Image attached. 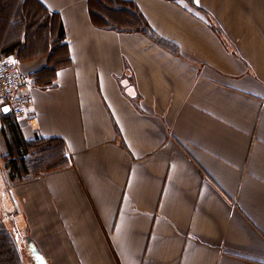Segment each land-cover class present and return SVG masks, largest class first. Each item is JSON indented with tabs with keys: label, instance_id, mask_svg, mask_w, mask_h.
Listing matches in <instances>:
<instances>
[{
	"label": "crops",
	"instance_id": "crops-1",
	"mask_svg": "<svg viewBox=\"0 0 264 264\" xmlns=\"http://www.w3.org/2000/svg\"><path fill=\"white\" fill-rule=\"evenodd\" d=\"M33 1L49 29L0 47L32 99L0 110V220L27 264H264V0H123L163 44L95 26L90 0ZM12 129L71 166L12 180Z\"/></svg>",
	"mask_w": 264,
	"mask_h": 264
},
{
	"label": "trees",
	"instance_id": "trees-1",
	"mask_svg": "<svg viewBox=\"0 0 264 264\" xmlns=\"http://www.w3.org/2000/svg\"><path fill=\"white\" fill-rule=\"evenodd\" d=\"M12 2L13 0H0V21L2 22L0 24L5 25L9 14L12 15L14 20L16 19L15 24H11L10 29L3 37L2 32L5 31V28L0 26V47L1 52L5 54L12 52L19 45V39L14 32L15 27L22 28L24 23L27 26V22H29L31 28L35 27L30 34H25L27 40L35 38L39 32L41 33V30L49 29L46 12L33 0H29V2L27 0V4L18 7L12 6ZM102 3L113 6L112 10L109 9L108 13L104 11ZM10 11L13 13H10ZM89 14L93 24L99 28L119 32L141 31L154 42L163 44V40L153 33L141 13L131 2L123 0H90ZM62 37L63 29L60 25L55 43L61 41ZM56 46L55 50H59L60 52L58 56L56 54L53 56L54 64L51 69L52 71L53 69L64 67L70 63V59H67V61L64 59V53L61 47L59 45ZM51 85L52 83H48L45 86ZM11 145V151L3 157V161L12 180L35 178L47 172L70 167L72 164L64 142L57 138H37L32 142L24 143L16 131L12 129ZM18 262H20L19 250L0 221V264H18Z\"/></svg>",
	"mask_w": 264,
	"mask_h": 264
},
{
	"label": "built area",
	"instance_id": "built-area-1",
	"mask_svg": "<svg viewBox=\"0 0 264 264\" xmlns=\"http://www.w3.org/2000/svg\"><path fill=\"white\" fill-rule=\"evenodd\" d=\"M21 87L18 66L10 61H0V110L7 107L8 114L15 119L28 117L32 101L29 92Z\"/></svg>",
	"mask_w": 264,
	"mask_h": 264
},
{
	"label": "rangeland",
	"instance_id": "rangeland-1",
	"mask_svg": "<svg viewBox=\"0 0 264 264\" xmlns=\"http://www.w3.org/2000/svg\"><path fill=\"white\" fill-rule=\"evenodd\" d=\"M15 3H16V2H15ZM102 7H103V10L106 11L107 13H108V10H109V9L112 10V8H113V6H111V5L107 4V3H102ZM0 23H2V22L0 21ZM6 24H9V22H7ZM28 25H29V23L27 22V27H26L27 30L29 29ZM0 26H1V27H5V25H3V24H2V25L0 24ZM24 26H26L25 23H24ZM2 37H3V32H2ZM40 37H42V35H41ZM40 41H41V40H40ZM41 42H42V41H41ZM0 221H1V220H0ZM1 222H2V221H1ZM3 225H4V224H3ZM4 227H5V225H4ZM5 229L8 231L9 235H10L11 238L13 239L11 233L9 232L10 230L8 229L7 226L5 227ZM13 236H14V234H13ZM16 248L19 249V246L17 245ZM20 253H21V252H19V254H20ZM22 257H23V256H22ZM22 257H21V254H20V262H18V264H27V262H30V259H29V258L25 259V258L23 257V259H22ZM31 261H32L31 264H46V263H44V258H43V257H38V258H36V257L34 256V257L31 258Z\"/></svg>",
	"mask_w": 264,
	"mask_h": 264
},
{
	"label": "water",
	"instance_id": "water-1",
	"mask_svg": "<svg viewBox=\"0 0 264 264\" xmlns=\"http://www.w3.org/2000/svg\"><path fill=\"white\" fill-rule=\"evenodd\" d=\"M5 109H7V111H5ZM2 112H3V113H8V108H7V107L3 108V109H2Z\"/></svg>",
	"mask_w": 264,
	"mask_h": 264
},
{
	"label": "snow or ice",
	"instance_id": "snow-or-ice-1",
	"mask_svg": "<svg viewBox=\"0 0 264 264\" xmlns=\"http://www.w3.org/2000/svg\"><path fill=\"white\" fill-rule=\"evenodd\" d=\"M5 111H7V109H5Z\"/></svg>",
	"mask_w": 264,
	"mask_h": 264
}]
</instances>
